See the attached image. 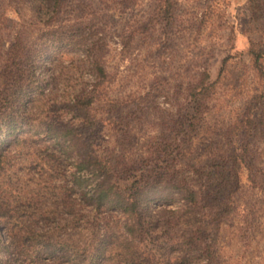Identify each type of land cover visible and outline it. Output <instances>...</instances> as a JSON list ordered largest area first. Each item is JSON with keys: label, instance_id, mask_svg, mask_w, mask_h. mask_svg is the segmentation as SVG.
Wrapping results in <instances>:
<instances>
[{"label": "rangeland", "instance_id": "1", "mask_svg": "<svg viewBox=\"0 0 264 264\" xmlns=\"http://www.w3.org/2000/svg\"><path fill=\"white\" fill-rule=\"evenodd\" d=\"M6 141L0 264H264V0H0ZM88 152L134 218L84 203Z\"/></svg>", "mask_w": 264, "mask_h": 264}, {"label": "trees", "instance_id": "2", "mask_svg": "<svg viewBox=\"0 0 264 264\" xmlns=\"http://www.w3.org/2000/svg\"><path fill=\"white\" fill-rule=\"evenodd\" d=\"M253 60L255 63L261 59L263 52L259 50H253L252 51ZM82 101V102H80ZM87 103H84L83 100L78 101L79 111H83V108H86ZM4 124L6 125V132L7 137L11 138V140H16L19 135L23 133V127L22 125H19L15 121L14 118L8 117L5 118ZM45 136L48 138L54 139L55 142L60 145V147L63 150V153H77V149L80 146H84L85 144L82 142V139H76L73 138V136H67L69 134L68 131L64 130L61 133H50L49 130L44 132ZM69 139V143H64L65 145H61L58 141ZM2 143V144H1ZM9 143V141L6 142H0L2 147ZM65 146V147H64ZM87 148V147H84ZM92 154V155H91ZM79 157V156H78ZM75 168L77 172H81L83 170H86L91 175L90 178L84 179L80 176H77L76 173L72 175V184L73 186L78 187L79 189H82L83 187H87L89 185H94L92 189H89L87 193L82 192L84 203L87 206H90L91 209L94 212H101L104 209H116L122 212L123 214H126L128 218H134V215L136 213V202L138 201L139 195L126 192L122 186L118 185L114 180V174L113 169L110 164V162L100 159L95 154L88 152L87 155L84 158H81V160H78L75 164ZM163 184H167L166 180H159L157 178H151L147 179V182L143 185H139V191L143 190L145 185L147 184V187L153 188L155 186H160ZM169 183V182H168ZM175 185V184H174ZM174 185L171 186L174 188ZM175 187H177L175 185ZM128 188V187H126ZM178 188V187H177ZM130 191V189H126ZM137 191V189L135 190ZM190 197L194 196L193 192H188ZM165 194H160L157 192V194H153L155 196H149L147 192V205L151 201L155 202H168L171 201L172 196L168 197ZM172 195V194H170ZM130 226V224H129ZM129 232H131V228H127ZM46 254L48 257H55L57 254V251L59 250L55 245L47 244L46 247ZM94 259V258H93Z\"/></svg>", "mask_w": 264, "mask_h": 264}]
</instances>
